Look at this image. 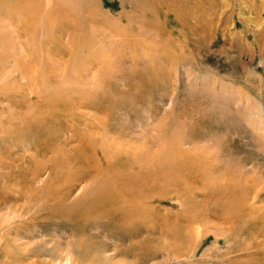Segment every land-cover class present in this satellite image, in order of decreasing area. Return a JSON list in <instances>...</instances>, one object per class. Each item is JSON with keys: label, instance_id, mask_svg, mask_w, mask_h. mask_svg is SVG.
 Instances as JSON below:
<instances>
[{"label": "rangeland", "instance_id": "rangeland-1", "mask_svg": "<svg viewBox=\"0 0 264 264\" xmlns=\"http://www.w3.org/2000/svg\"><path fill=\"white\" fill-rule=\"evenodd\" d=\"M23 1L27 37L0 19L15 54L1 47L0 264H131L145 246L158 250L142 264H264V0ZM116 149L125 174L141 159L160 170L153 234L112 258L78 207Z\"/></svg>", "mask_w": 264, "mask_h": 264}, {"label": "bare ground", "instance_id": "bare-ground-1", "mask_svg": "<svg viewBox=\"0 0 264 264\" xmlns=\"http://www.w3.org/2000/svg\"><path fill=\"white\" fill-rule=\"evenodd\" d=\"M24 3L25 2L23 0H0V19L10 21L12 28L10 26L9 34L11 35V38L14 39L15 43L21 41L22 38L28 36V31L31 27V24L33 20H35L36 18V14H35L36 11L34 9L32 10L31 6L29 5L27 11L26 9H24L23 12L30 13V16L26 17L23 21L17 19L18 14L15 13H18L21 11L22 8L27 7L26 5H24ZM9 15H11V17L13 18H9ZM2 46L7 50H9L8 55H10V57L13 58L15 54L11 55V48L7 47L5 38L0 34V56L5 55ZM37 47H38V38L28 37L26 41L22 44V49L19 50L20 53L21 51L23 52L22 59H29L28 60L29 62H32L34 65L37 66L38 65L37 57L31 58L29 56V54H33V55L36 54ZM15 57H17L15 61H17V59H19L18 58L19 55H16ZM1 62L2 61H0V63ZM39 65L41 67L43 63L40 61ZM31 80L32 82H34L35 78L34 77L31 78ZM37 91H39V89H34L32 90L31 93L34 96H36L38 94ZM32 119L35 120L36 123H38V120H36L35 115L32 116ZM32 131H34V129ZM91 144L86 142V140L81 142V150L88 151V153L92 156L99 154L98 153L99 149L98 150L94 149ZM35 150L37 149L35 148ZM101 151L103 153L104 163L102 165H99L96 168V170L101 168V173L102 175L104 174L102 176L103 177L102 184H99L98 187L95 188L92 187L94 189H92L89 194H87L86 192L88 196H86L85 200L84 197L82 198L84 200L83 205L78 207L80 210L79 216L73 213L65 218L67 219L68 222H71L73 220V216H78L81 219L79 220V223H81L83 226H86L91 223L97 225L102 230L109 231L110 234L109 237H112V239L115 240V243L112 245V250H113L112 258H115L117 256H123V257L130 256L133 253H135V251L138 250L139 248L137 244L136 245L132 244V242L136 237L140 236V234L142 233H146L148 235L153 234L154 227H152V225L148 223L147 216L149 212L152 213L154 209H152L153 210L152 211L149 208L150 207L149 205L147 208V204H149V202L152 199V195H154V192L151 191L154 188V184L156 182L155 181L156 178L154 176L153 170L157 171L160 170V168L158 169L153 168L154 167L152 162L153 158L149 160H145V162H143V160L141 159L139 163H137V165L133 167L135 170V174H130V175L125 174L123 171L128 170L130 166L128 164V160H125L124 157H121L122 155L117 149L115 151L118 152L113 151L112 154L113 157L109 159H108L109 154H107L108 152L105 153L103 152V150ZM117 172L120 173H118V176L116 178L111 177L113 174ZM68 194L69 193L66 192L63 195H61L60 198L63 199ZM15 196H17L16 199H21V197H23L21 196L20 193H17V195ZM138 204H143L142 206L145 207H139ZM154 215L152 216L155 218L156 216ZM218 215L220 217L222 216L223 221H227V220L231 221L235 219V216L229 213V211L219 212ZM65 218H58V220ZM110 231L117 232V235H112ZM156 250L151 251L150 247H146V246L145 248L143 247L141 249V252L148 251L145 252L146 255L141 254L143 259L139 256L133 255L134 261L131 264L144 263L149 258L155 255L154 254L155 252L153 251ZM152 252L154 255L152 254ZM36 255L38 254L36 253Z\"/></svg>", "mask_w": 264, "mask_h": 264}]
</instances>
